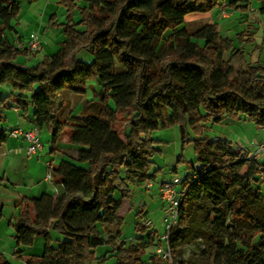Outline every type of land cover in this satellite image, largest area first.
Instances as JSON below:
<instances>
[{"label": "trees", "instance_id": "1", "mask_svg": "<svg viewBox=\"0 0 264 264\" xmlns=\"http://www.w3.org/2000/svg\"><path fill=\"white\" fill-rule=\"evenodd\" d=\"M225 2L232 9L249 5V0H59L66 21L58 25L50 19V25L63 33L59 51L34 66H21L19 57L38 52L12 44L7 32L16 34L12 21L19 6L14 0H0V85L12 87L8 98L23 113L30 108L37 129L46 130L52 142L66 129L67 143L79 147L74 158L51 170V181L64 190L61 195L51 202L22 198L17 204V214L9 222L15 247L43 240L42 255L27 258L25 264H105L107 258H97L94 252L104 243L112 246L115 264H162L154 253L161 242H153L156 232L143 223L135 226L141 242L127 246L103 240L97 229L116 217L121 202L130 200V184L154 179L149 174L155 152L150 132L185 118L196 126L200 109L216 124L244 116L264 129V66L250 63L243 47L253 43L250 32L236 35L238 48H233V41L222 38L216 25L196 31L183 27L185 17L208 14ZM260 2L264 9V0ZM163 45L170 51L157 60V48ZM82 53L89 62L79 59ZM92 80L100 98L78 117L65 119L69 103L63 93L84 96ZM3 105L0 99V123ZM180 133L183 140L182 127ZM6 137L0 130V145ZM193 150L198 168L191 165V174L179 183L183 196L168 233L169 246L188 240L189 197L200 192L191 175L216 172L224 191L237 194L213 211L216 230L225 227L227 212L235 223L252 228L249 236L239 234L234 244L224 243L217 234L208 236L217 249V261L243 264L250 256L252 264H264V220L246 210L245 202L264 215V194L258 188L259 180L264 186V161L248 159L246 150L225 139L202 135L193 139ZM247 162L248 171L241 176Z\"/></svg>", "mask_w": 264, "mask_h": 264}, {"label": "rangeland", "instance_id": "2", "mask_svg": "<svg viewBox=\"0 0 264 264\" xmlns=\"http://www.w3.org/2000/svg\"><path fill=\"white\" fill-rule=\"evenodd\" d=\"M19 6V12L16 19L12 21V25L15 27L17 34L11 32L7 35L11 40L14 38V45L20 41L26 42L32 33H39L43 35L42 50L36 53V60H31L28 66H34L45 56L56 54L63 41V33L60 29L50 26L48 29L52 35L43 34V29L47 27L52 18L53 22L60 25L65 23V10L57 4L59 0H14ZM75 19H78V13H75ZM202 16V15H200ZM200 16H189L184 19L183 27L196 31L199 28L208 24V19ZM52 29V30H51ZM19 35V36H17ZM17 37H20L19 39ZM39 38V39H40ZM13 41V40H12ZM256 55L264 52L263 48L257 42ZM244 51L246 57L250 63H253L255 58L253 46L244 44ZM238 48V46L236 47ZM170 48L166 45L157 48L156 59L159 60L168 54ZM32 56V55H31ZM228 57V54L225 55ZM79 59L83 62H89L90 58L82 53L79 55ZM4 88V89H1ZM6 88V89H5ZM11 86L8 84L0 85V90H7V93L11 90ZM93 90L100 91L98 84L92 80L87 82L86 94L82 98L92 99ZM0 93H5L0 91ZM65 94H72L64 92ZM1 95V94H0ZM27 96H29L27 94ZM77 96V95H76ZM1 97V96H0ZM65 98V96H64ZM70 101V100H68ZM112 106V103H110ZM169 113V112H167ZM180 127L184 131V138L182 140ZM198 135L207 137L209 140L214 138L225 139L234 147L242 148L251 154L255 147L264 141V129L257 127L254 123L249 121L244 116L239 118L226 117L220 123H213L207 116L204 110L200 109V121L196 126H191L188 123L187 118L180 123L174 125L158 128L148 134V138L152 140V148L155 150L150 158L149 174H154L155 177L152 181H146L142 185L136 183L129 185L130 200L128 202H121L119 210L115 218L106 219L105 225L98 226V231L103 240H109L114 245L123 243L125 246L135 243H140L138 234L135 231L137 223L140 225L149 220L152 222V226L147 228L156 232V237L153 242L157 243L161 236L165 234L166 227L173 220L175 209L178 207L181 197L183 196L179 183L191 174V165L194 168H198L195 162V155L193 150V139ZM39 138L41 144L49 148V144L46 142L47 132L42 129L39 132ZM48 138V137H47ZM50 139V137H49ZM49 142V141H48ZM76 152L72 151V156L75 157ZM262 160V159H256ZM250 162L240 170V175H244L249 168ZM192 183L198 182L200 185V192L198 195H192L189 197V204L187 207L190 231L188 234L187 243L181 246L172 247V255L176 264L184 262L186 264H223L222 259L217 261V249L215 245L209 240L208 236L216 235L223 238L224 243L234 244L238 241L239 234L249 236L252 232V228L245 222L235 223L230 218L227 212V220L225 227L218 231L213 224V211L220 206L226 204V198L228 196H237L235 192L226 193L224 187L218 178V173L211 172L206 175L196 176L191 175ZM169 183L174 186V205L170 207L162 198L159 193L161 185ZM148 184H152L150 189L147 188ZM258 188L264 194V186L262 182L258 181ZM246 202V210H253L254 216L260 220H264V215L260 212V208L249 201ZM142 210L141 214H138L139 210ZM12 213V208L5 209L3 222L4 228L7 226V222ZM176 220V217H175ZM11 236L3 233L0 237V241L4 247L0 248V262L5 260L10 264H25L24 260L15 255L12 252V247L7 248L9 243L15 245L14 230L11 228ZM53 236L57 235L53 233ZM61 240L63 239L60 236ZM3 249V250H2ZM43 249L42 238H36L34 244L31 247H21V254L24 256H40ZM153 248H149L147 251H152ZM112 246L104 243L95 249V255L97 258L106 257L105 264H115V258L111 256ZM20 255V254H19ZM94 264V263H92ZM243 264H252L250 256L246 258Z\"/></svg>", "mask_w": 264, "mask_h": 264}, {"label": "crops", "instance_id": "3", "mask_svg": "<svg viewBox=\"0 0 264 264\" xmlns=\"http://www.w3.org/2000/svg\"><path fill=\"white\" fill-rule=\"evenodd\" d=\"M30 2L33 3L34 0H30ZM238 6L242 5L239 4ZM189 16H200V14ZM200 17L208 19L207 25H216L219 35L222 38L232 40L233 48L238 46L235 42L236 35L245 31L250 32L251 40L253 41L250 46H253L254 52L252 55L254 54V62L258 61L264 66V52L256 55L258 49L257 42L262 48L264 44V9H262L260 0H249V5L244 10L242 8L232 9L225 2L210 13L204 14ZM50 26V23L47 24V27L43 29V34L47 33L52 35L48 30ZM36 34L39 38L43 37V35L40 36L39 33ZM41 38L40 40L42 41ZM11 40H13L12 44H14V38ZM63 41H61V43ZM41 50L42 43L39 51ZM36 58V56H31L29 58L19 57L17 63L21 66H28L29 62L32 59L36 60ZM0 91L5 92L0 93V99L4 100L2 110L4 121L0 123V130L4 131L7 136L5 142L0 145V211L2 215L0 219V237L3 236V233L12 237V226H10L9 222H12L17 214V204L19 200L22 198L34 199L35 201L37 199H44L51 202L57 196L61 195L64 192L63 188L59 185L53 184L52 181L45 179L47 168L49 167L53 171L56 170L62 160L73 158L71 157L72 151H78L79 147L67 143L68 134L66 129H64L53 142L49 139L50 136L47 133L46 139L49 141H46L49 144L48 150L42 145V149L36 155L27 157L25 155L26 144L21 140L10 138L8 136L9 132L15 127H20L23 130L36 131L39 136L41 130L37 129L30 108L24 113L21 112V110L16 108L13 100L8 98L12 91L10 90L8 93L7 90ZM92 92L93 98L89 100L86 99V97L82 98V96L63 94L67 101L70 100L68 101L69 109L64 118L68 120L71 117H78L88 103L100 98V91L92 89ZM10 207L12 208V213L9 217L6 228H4L2 222L5 220L4 211ZM14 236L15 233L13 237ZM10 246H13L12 252L14 254L16 252H21V247L16 248L12 241L7 248H10ZM2 247L4 246L2 241H0V248ZM42 252L43 249L40 256L42 255ZM40 256L38 255V257ZM20 257L23 260H26L31 256L26 257L20 253Z\"/></svg>", "mask_w": 264, "mask_h": 264}, {"label": "built area", "instance_id": "4", "mask_svg": "<svg viewBox=\"0 0 264 264\" xmlns=\"http://www.w3.org/2000/svg\"><path fill=\"white\" fill-rule=\"evenodd\" d=\"M15 47L19 50L27 49L30 52H38L41 48V42H40L39 36L36 33H32L30 34L26 42L20 41L19 43L15 44ZM8 136L15 140H21L22 142L26 144L25 155L27 157H32L36 155L42 149V144L40 142L39 136L36 131L23 130L20 127H15L13 130L9 132ZM257 158L258 159L260 158L264 161V141L259 143L255 147V150L251 154H249V157H248V159H257ZM45 179L48 181H51V169L49 167L47 168ZM151 185L152 184H148L147 188L150 189ZM173 189H174V186L169 183H165L161 185L159 188V193L161 195V198L170 207L174 205V200H173L174 190ZM177 208L175 209L173 220L171 221L169 225H167L165 234L161 236L160 238L161 244L154 247V253L159 257L162 264H176L174 261L173 255H172L171 248L168 243V233L172 225L175 224ZM151 224L152 222L147 220L143 223V226L149 228L152 226Z\"/></svg>", "mask_w": 264, "mask_h": 264}]
</instances>
